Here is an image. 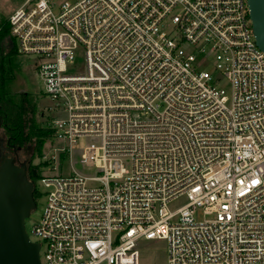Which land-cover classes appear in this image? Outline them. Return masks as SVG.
Listing matches in <instances>:
<instances>
[{"label":"built area","instance_id":"built-area-1","mask_svg":"<svg viewBox=\"0 0 264 264\" xmlns=\"http://www.w3.org/2000/svg\"><path fill=\"white\" fill-rule=\"evenodd\" d=\"M7 21L62 159L95 140L86 170L34 184L41 264H139L141 239H164L167 264H264V52L247 0H23Z\"/></svg>","mask_w":264,"mask_h":264},{"label":"rangeland","instance_id":"rangeland-1","mask_svg":"<svg viewBox=\"0 0 264 264\" xmlns=\"http://www.w3.org/2000/svg\"><path fill=\"white\" fill-rule=\"evenodd\" d=\"M22 1L23 0H0V17L8 20V16L22 3ZM14 63L16 65V72L9 86L10 92L14 94L18 92L29 93L35 105V122L43 127L48 126L52 116L49 111L50 102L42 93L43 85L31 60L17 54ZM207 68H211V66ZM5 141V135L2 129H0V149H3V156L10 155L8 151L4 150L6 145ZM94 141L92 137L81 136L77 139V142L71 145L73 156L71 165L68 160L62 159L64 153L60 151V149L67 146V142L63 139H56L55 137L45 140L41 156L35 155L32 158L31 149L26 148L17 152V158L19 160H26L27 163L31 161L34 164L46 162L48 166H42V172L66 175L71 173L72 168L78 171L86 170L78 161L79 154L84 146ZM3 156H0V161ZM13 157L16 158L15 154H13ZM44 201V196L38 198L35 202V208L31 211L30 215L25 218V230L29 238L34 241L36 240V236L32 232V229L39 220ZM179 202L181 201L177 203ZM137 249L139 264H167V244L164 239H141L137 243Z\"/></svg>","mask_w":264,"mask_h":264},{"label":"water","instance_id":"water-1","mask_svg":"<svg viewBox=\"0 0 264 264\" xmlns=\"http://www.w3.org/2000/svg\"><path fill=\"white\" fill-rule=\"evenodd\" d=\"M248 16L256 45L264 52V0H247ZM3 156L0 149V264H41L39 243L25 230V218L35 208L33 182L27 161Z\"/></svg>","mask_w":264,"mask_h":264},{"label":"trees","instance_id":"trees-1","mask_svg":"<svg viewBox=\"0 0 264 264\" xmlns=\"http://www.w3.org/2000/svg\"><path fill=\"white\" fill-rule=\"evenodd\" d=\"M16 55L9 36L8 21L0 17V129L6 138L4 150L10 153L8 156H13L14 150L18 152L30 148L33 158L35 155L41 156L45 140L54 137L55 131L49 126L43 127L35 122V105L29 93L10 92L9 86L16 72ZM44 165L46 162L27 163V175L33 184L40 177ZM32 196L35 202L39 198L35 186Z\"/></svg>","mask_w":264,"mask_h":264}]
</instances>
